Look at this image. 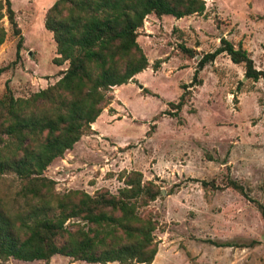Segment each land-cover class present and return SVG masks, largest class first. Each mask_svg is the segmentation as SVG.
<instances>
[{"label": "rangeland", "instance_id": "obj_1", "mask_svg": "<svg viewBox=\"0 0 264 264\" xmlns=\"http://www.w3.org/2000/svg\"><path fill=\"white\" fill-rule=\"evenodd\" d=\"M54 1L11 0L20 34L4 16L0 97L6 85L14 96H28L67 67L53 62L56 45L44 26ZM204 1L202 14L146 16L137 41L148 67L113 88L114 99L91 124L93 133L82 135L43 175L55 180L59 193L105 188L116 194L124 186L120 174L131 170L159 184L161 193L148 207L158 221L150 264H264V81L247 78L243 64L225 53L193 80L197 61L221 37L241 45L264 69V0ZM185 90L183 106L169 107ZM20 185L13 172L1 175L0 196L13 206ZM15 203L20 208L21 201ZM0 264L119 263L56 254L48 262L9 257Z\"/></svg>", "mask_w": 264, "mask_h": 264}, {"label": "trees", "instance_id": "obj_2", "mask_svg": "<svg viewBox=\"0 0 264 264\" xmlns=\"http://www.w3.org/2000/svg\"><path fill=\"white\" fill-rule=\"evenodd\" d=\"M204 11V0H55L46 10L44 26L56 45L53 62L68 65L54 83L28 96H14L6 85L0 97V176L13 172L21 180L13 206L0 196L1 259L48 262L60 254L89 263L153 261L158 221L148 207L161 193L159 184L131 170L120 174L124 186L116 194L105 188L93 194L78 189L59 193L55 180L43 172L82 135L93 133L91 124L114 99L113 88L148 67L137 41L146 16L181 18ZM4 16L13 33L20 34L11 0H0V45L6 37ZM21 46L22 37L17 57ZM181 49L194 53L183 45ZM222 53L243 64L247 78L264 81V69H257L248 51L225 37L201 55L193 80L198 69ZM5 69L0 67V73ZM188 93L168 102L169 107L180 109ZM230 185L241 189L233 180Z\"/></svg>", "mask_w": 264, "mask_h": 264}, {"label": "crops", "instance_id": "obj_3", "mask_svg": "<svg viewBox=\"0 0 264 264\" xmlns=\"http://www.w3.org/2000/svg\"><path fill=\"white\" fill-rule=\"evenodd\" d=\"M136 78V76H134Z\"/></svg>", "mask_w": 264, "mask_h": 264}]
</instances>
